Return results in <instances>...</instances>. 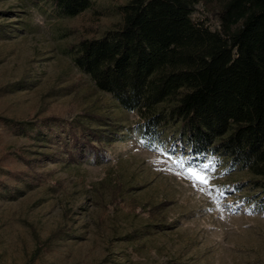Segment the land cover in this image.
Returning a JSON list of instances; mask_svg holds the SVG:
<instances>
[{
	"label": "rangeland",
	"instance_id": "374dc122",
	"mask_svg": "<svg viewBox=\"0 0 264 264\" xmlns=\"http://www.w3.org/2000/svg\"><path fill=\"white\" fill-rule=\"evenodd\" d=\"M125 1L94 0L103 12L96 19L92 9L60 16L48 0H0L9 32L0 39V117L106 130L101 143L94 138L106 157L86 160L0 124V264H264L256 177L195 164L169 143L143 147L133 133L138 115L74 65L70 46L113 27ZM211 9L197 4L193 17L215 29Z\"/></svg>",
	"mask_w": 264,
	"mask_h": 264
},
{
	"label": "trees",
	"instance_id": "16d2710c",
	"mask_svg": "<svg viewBox=\"0 0 264 264\" xmlns=\"http://www.w3.org/2000/svg\"><path fill=\"white\" fill-rule=\"evenodd\" d=\"M48 1L63 17L103 14L94 0ZM197 4L214 8L217 28L193 17ZM116 12L113 27L70 46L76 68L138 115L133 133L143 147L159 151L169 143L195 164L255 176L253 202L264 214V0H126ZM7 37L0 25V39ZM0 124L42 134L71 156L106 157L94 144L106 130L77 119L51 117L27 127L0 117Z\"/></svg>",
	"mask_w": 264,
	"mask_h": 264
},
{
	"label": "snow or ice",
	"instance_id": "6c2138e0",
	"mask_svg": "<svg viewBox=\"0 0 264 264\" xmlns=\"http://www.w3.org/2000/svg\"><path fill=\"white\" fill-rule=\"evenodd\" d=\"M189 171V173H191L193 176H197V173L195 172V171H193V169H189L188 170ZM198 179L200 180V182L201 183H207L208 181H207V179H205L204 177H202V176H198Z\"/></svg>",
	"mask_w": 264,
	"mask_h": 264
}]
</instances>
